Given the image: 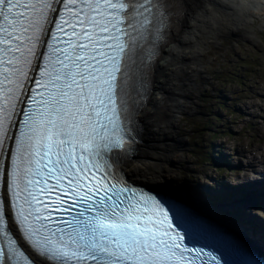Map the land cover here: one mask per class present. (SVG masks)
<instances>
[{"label":"snow or ice","instance_id":"obj_1","mask_svg":"<svg viewBox=\"0 0 264 264\" xmlns=\"http://www.w3.org/2000/svg\"><path fill=\"white\" fill-rule=\"evenodd\" d=\"M174 3L0 0V264H221L184 243L181 213L112 171Z\"/></svg>","mask_w":264,"mask_h":264},{"label":"rangeland","instance_id":"obj_2","mask_svg":"<svg viewBox=\"0 0 264 264\" xmlns=\"http://www.w3.org/2000/svg\"><path fill=\"white\" fill-rule=\"evenodd\" d=\"M252 10L253 14H256L251 23L236 27L222 25L219 26L218 32L213 29L217 34L207 46L205 45L202 50L203 59L195 65V69L201 72L193 77L196 83L180 89L185 110L177 114L174 129L176 132L174 135L168 134L167 139L159 140L157 144L165 152L161 159L154 161L152 170L160 172L174 186L185 188V194L194 193L192 189L196 186L189 180L194 168L198 171L195 173L198 178H204L203 169L194 159L193 147L204 135L210 139L204 128L211 120L209 114L217 111L218 93L222 86L219 84L217 87V80L226 75L229 67H233L236 74L241 71L242 75H248L252 81L246 85V98L242 93V101L236 105L242 114L230 117V113L225 112V121L229 122V128L234 129L236 134L230 139L224 136L222 142L235 143L240 149L253 145L254 155L259 154L258 161L263 160L260 150L264 148V8ZM251 62L256 64L255 67L250 66ZM185 79L182 76L184 83ZM232 86L235 90L238 89L236 83L225 85L224 89ZM221 125L219 123V126ZM211 130L212 128H209L208 131ZM225 151L228 149L225 148ZM231 159L232 163L238 162L235 155L231 156ZM210 172L213 173V170ZM143 184L151 186L149 183ZM159 189L166 190L162 187Z\"/></svg>","mask_w":264,"mask_h":264},{"label":"bare ground","instance_id":"obj_3","mask_svg":"<svg viewBox=\"0 0 264 264\" xmlns=\"http://www.w3.org/2000/svg\"><path fill=\"white\" fill-rule=\"evenodd\" d=\"M254 8L262 10L264 0H175L171 7L174 19L167 41L159 57L157 52L151 62L149 79L152 89L137 112L140 142L132 149L128 161L122 164L123 173L118 172V175L127 180L149 183L156 188H166L212 214L217 213L198 188L192 189L194 193L191 195L185 194V188L174 186L152 167L154 161L161 159L165 152L157 145L159 140L167 139L168 134L174 135L176 132L177 114L185 110L180 89L196 83L193 77L201 72L195 69V65L203 59L205 45L217 34L213 29L218 32L222 25L236 27L251 23L256 14L252 12ZM182 76L186 78V83ZM249 154L250 151L246 150L240 156L248 158ZM257 160L254 157L253 165L247 168L242 165V168L247 171L257 169ZM243 197H247L244 200L248 201L254 199L255 195ZM257 244L263 246L262 242L258 241Z\"/></svg>","mask_w":264,"mask_h":264},{"label":"clouds","instance_id":"obj_4","mask_svg":"<svg viewBox=\"0 0 264 264\" xmlns=\"http://www.w3.org/2000/svg\"><path fill=\"white\" fill-rule=\"evenodd\" d=\"M190 180V179H189ZM129 181H131V182H134V183H140V182H136V181H133V180H129ZM141 185L140 186H146V187H148L149 189H151L152 190V186H148V185H145V184H143V183H140ZM154 188V187H153ZM180 196V195H179ZM180 201H182L183 203H184V201L186 202V203H189V204H194L193 202H191L190 200H188V199H186V198H184V197H182V196H180ZM195 205V204H194ZM191 206V205H190ZM196 206V205H195ZM192 207H194V206H192ZM195 208V207H194Z\"/></svg>","mask_w":264,"mask_h":264},{"label":"trees","instance_id":"obj_5","mask_svg":"<svg viewBox=\"0 0 264 264\" xmlns=\"http://www.w3.org/2000/svg\"><path fill=\"white\" fill-rule=\"evenodd\" d=\"M193 148H196L195 146Z\"/></svg>","mask_w":264,"mask_h":264}]
</instances>
